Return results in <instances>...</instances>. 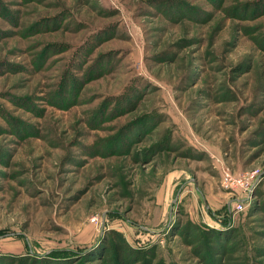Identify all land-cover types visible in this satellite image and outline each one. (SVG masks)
Listing matches in <instances>:
<instances>
[{"label": "rangeland", "instance_id": "rangeland-1", "mask_svg": "<svg viewBox=\"0 0 264 264\" xmlns=\"http://www.w3.org/2000/svg\"><path fill=\"white\" fill-rule=\"evenodd\" d=\"M117 241L264 264V0H0V264Z\"/></svg>", "mask_w": 264, "mask_h": 264}, {"label": "trees", "instance_id": "trees-1", "mask_svg": "<svg viewBox=\"0 0 264 264\" xmlns=\"http://www.w3.org/2000/svg\"><path fill=\"white\" fill-rule=\"evenodd\" d=\"M111 237L116 238L117 236L112 234ZM110 245L112 246V256H113L114 264H135L137 262V260H136L137 258L134 259L133 254H132V256L129 255L130 254L129 248L122 241H120L116 244L112 243ZM104 249H105V247H104ZM106 251H107V248L105 250H103V249L99 250V251H97V253L95 252L94 254H90V256L89 255L85 256L84 261L85 262H93V261H97V260H102L103 254ZM126 254H127V256H126Z\"/></svg>", "mask_w": 264, "mask_h": 264}, {"label": "built area", "instance_id": "built-area-1", "mask_svg": "<svg viewBox=\"0 0 264 264\" xmlns=\"http://www.w3.org/2000/svg\"><path fill=\"white\" fill-rule=\"evenodd\" d=\"M249 193V192H248Z\"/></svg>", "mask_w": 264, "mask_h": 264}]
</instances>
